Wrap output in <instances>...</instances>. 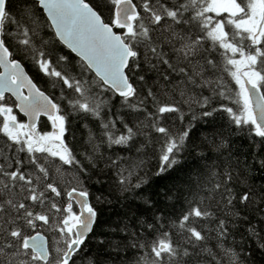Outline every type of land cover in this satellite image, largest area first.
Returning a JSON list of instances; mask_svg holds the SVG:
<instances>
[{"label": "snow or ice", "instance_id": "snow-or-ice-1", "mask_svg": "<svg viewBox=\"0 0 264 264\" xmlns=\"http://www.w3.org/2000/svg\"><path fill=\"white\" fill-rule=\"evenodd\" d=\"M0 264H264V0H0Z\"/></svg>", "mask_w": 264, "mask_h": 264}, {"label": "trees", "instance_id": "trees-1", "mask_svg": "<svg viewBox=\"0 0 264 264\" xmlns=\"http://www.w3.org/2000/svg\"><path fill=\"white\" fill-rule=\"evenodd\" d=\"M27 70L29 71L30 75H32L33 77H35L37 83L43 85V83H44V78L41 77V76L35 71V69H32V68L29 67ZM6 96H7V94H6ZM18 119H24V116L21 115V114H18ZM40 120H41V122H40V124H39V127L41 128V130H47L48 128H47V127L45 126V124H44V120H45V118H44V117H41ZM214 120H215V125H216L217 128H221V127H223V125L226 123V117H225L223 114H214ZM90 126L94 127V125L91 124V122H90ZM207 130H208V131H212L211 128H209V129H207ZM80 135H81V132L78 131V132H77V136L79 137ZM78 143H79V141H78ZM235 143H237V144H244L245 141H244V140H238V141H235ZM163 183H164V181H155V182L153 183L152 189H150V190L155 191L156 188H157L158 186L162 185ZM182 207H183V205H179V204L176 205V209H177V210H179V209L182 208ZM107 218H108V213L106 212V213L101 217V221H104V220H106ZM101 227H102V224H98V225H97V230H100Z\"/></svg>", "mask_w": 264, "mask_h": 264}, {"label": "water", "instance_id": "water-1", "mask_svg": "<svg viewBox=\"0 0 264 264\" xmlns=\"http://www.w3.org/2000/svg\"><path fill=\"white\" fill-rule=\"evenodd\" d=\"M21 115H23V114H21ZM25 119H26V117H25Z\"/></svg>", "mask_w": 264, "mask_h": 264}, {"label": "flooded vegetation", "instance_id": "flooded-vegetation-1", "mask_svg": "<svg viewBox=\"0 0 264 264\" xmlns=\"http://www.w3.org/2000/svg\"><path fill=\"white\" fill-rule=\"evenodd\" d=\"M48 130V129H47Z\"/></svg>", "mask_w": 264, "mask_h": 264}]
</instances>
